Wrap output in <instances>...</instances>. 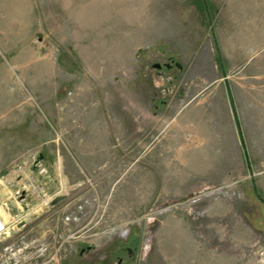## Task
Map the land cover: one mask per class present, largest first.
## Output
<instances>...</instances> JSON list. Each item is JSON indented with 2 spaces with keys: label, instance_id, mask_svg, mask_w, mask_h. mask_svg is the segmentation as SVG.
Instances as JSON below:
<instances>
[{
  "label": "rangeland",
  "instance_id": "1",
  "mask_svg": "<svg viewBox=\"0 0 264 264\" xmlns=\"http://www.w3.org/2000/svg\"><path fill=\"white\" fill-rule=\"evenodd\" d=\"M249 57L264 0H0V252L264 264V88H238V145L178 126Z\"/></svg>",
  "mask_w": 264,
  "mask_h": 264
},
{
  "label": "crops",
  "instance_id": "2",
  "mask_svg": "<svg viewBox=\"0 0 264 264\" xmlns=\"http://www.w3.org/2000/svg\"><path fill=\"white\" fill-rule=\"evenodd\" d=\"M240 8L236 7L233 10L234 12L243 11V8ZM235 25L239 24L235 22ZM248 53L250 52L248 51ZM238 67L252 77H247L244 74V78H239V82H236L237 78L228 76L218 78L211 85L215 88V92L212 93L209 99H192L187 102L183 107L184 110L181 109L178 115V126L181 135L187 134L189 131L194 132V134L199 133L198 136L200 135L201 139L214 143L213 147L226 148L229 143L238 145L241 142L239 137L240 128L236 118L238 114L235 109L238 88L242 89L244 94L260 91L261 88L257 89L254 86L256 82L264 88V60L255 61L249 57L248 60L240 63ZM241 81L242 83H240ZM231 84L237 87H231ZM244 128L242 129L243 138L246 142ZM216 143L217 145H215Z\"/></svg>",
  "mask_w": 264,
  "mask_h": 264
},
{
  "label": "built area",
  "instance_id": "3",
  "mask_svg": "<svg viewBox=\"0 0 264 264\" xmlns=\"http://www.w3.org/2000/svg\"><path fill=\"white\" fill-rule=\"evenodd\" d=\"M0 241L4 240L6 238L5 233L1 235ZM22 247H21V246ZM27 246L24 243H12L7 244L4 246V249L2 252H0V264H56L57 255H51L46 262L42 261V257L44 251L47 249L41 248V250L38 252H30L27 253L28 257L25 258V252ZM45 254V253H44ZM26 255V256H27ZM48 255V254H47ZM18 256V257H14Z\"/></svg>",
  "mask_w": 264,
  "mask_h": 264
},
{
  "label": "flooded vegetation",
  "instance_id": "4",
  "mask_svg": "<svg viewBox=\"0 0 264 264\" xmlns=\"http://www.w3.org/2000/svg\"><path fill=\"white\" fill-rule=\"evenodd\" d=\"M169 63H163V64H160L161 65V68L160 69H157V73L159 75H164L165 74V71L164 70H170L172 69V62L173 60L171 59L170 61H168ZM157 64V63H156ZM154 65V64H153ZM161 77V76H160Z\"/></svg>",
  "mask_w": 264,
  "mask_h": 264
},
{
  "label": "bare ground",
  "instance_id": "5",
  "mask_svg": "<svg viewBox=\"0 0 264 264\" xmlns=\"http://www.w3.org/2000/svg\"><path fill=\"white\" fill-rule=\"evenodd\" d=\"M7 226V225H6ZM5 233V236L6 237H8V238H10L11 237V234H12V231H11V229H10V227H8L7 226V230L6 231H3L1 234H0V239H2L1 238V235H3ZM25 242V241H24ZM0 243H1V241H0ZM26 246H27V244H26ZM25 252V251H24ZM26 255H27V253H25ZM25 255V258H27L28 257V255L26 256ZM14 257H18V256H14ZM56 264H58V259L56 260Z\"/></svg>",
  "mask_w": 264,
  "mask_h": 264
},
{
  "label": "water",
  "instance_id": "6",
  "mask_svg": "<svg viewBox=\"0 0 264 264\" xmlns=\"http://www.w3.org/2000/svg\"><path fill=\"white\" fill-rule=\"evenodd\" d=\"M175 66H176L178 69H182V66H181L179 63H176ZM152 67H153L154 69H160V68H161V65H160V64H154ZM42 158H43V156L40 155V156L38 157L37 162L40 161Z\"/></svg>",
  "mask_w": 264,
  "mask_h": 264
}]
</instances>
